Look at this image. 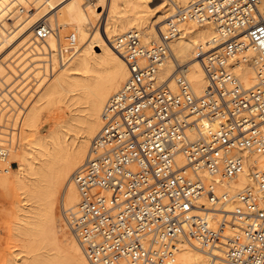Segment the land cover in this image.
<instances>
[{
  "label": "built area",
  "instance_id": "1",
  "mask_svg": "<svg viewBox=\"0 0 264 264\" xmlns=\"http://www.w3.org/2000/svg\"><path fill=\"white\" fill-rule=\"evenodd\" d=\"M260 1L195 0L176 6L156 43L142 45L135 30L119 37L129 77L108 98L101 127L73 173L80 200L64 210L91 264H176L185 241L196 243L208 264H264V167L247 162L264 155ZM184 20L211 23L212 40L220 42L198 51L206 82L200 95L180 66L176 92L156 84V66ZM248 49L258 53L257 74L244 88L234 70L248 61ZM10 128L0 123V131ZM0 146V155L8 152ZM246 168L250 182L241 190L218 191Z\"/></svg>",
  "mask_w": 264,
  "mask_h": 264
},
{
  "label": "bare ground",
  "instance_id": "2",
  "mask_svg": "<svg viewBox=\"0 0 264 264\" xmlns=\"http://www.w3.org/2000/svg\"><path fill=\"white\" fill-rule=\"evenodd\" d=\"M193 1L0 0V123L11 116L9 132L0 131V141L6 142L0 145L9 147L0 155V189L14 198L13 235L26 243L18 252L24 255L11 252L5 264H91L64 210L80 200L73 173L101 127L108 98L129 77L117 42L131 30L144 46L158 42L176 6ZM258 7L264 13V0ZM178 26L167 56L156 66V84L176 92L180 66L192 93L200 95L206 82L197 55L220 42L212 40L211 23L184 20ZM42 28L44 36L38 34ZM245 55L248 61L236 64L234 73L247 88L256 81L258 53L248 49ZM247 162L264 167V155L253 154ZM249 182L246 168L218 191L235 194ZM233 207L234 202L225 204L227 210ZM175 261L208 264L209 257L185 241Z\"/></svg>",
  "mask_w": 264,
  "mask_h": 264
},
{
  "label": "rangeland",
  "instance_id": "3",
  "mask_svg": "<svg viewBox=\"0 0 264 264\" xmlns=\"http://www.w3.org/2000/svg\"><path fill=\"white\" fill-rule=\"evenodd\" d=\"M157 2V0H156ZM11 116L8 117V120ZM8 120L7 125L8 124ZM72 135L74 133H71ZM12 166H16V162H12ZM13 201L14 198L5 194L0 189V264H5V259L11 252L17 254V257H21L24 253H18L22 250L26 244L24 238H16L13 234V225L15 218L13 215ZM60 210V206L57 205L56 211ZM58 214V213H57ZM21 248V249H20Z\"/></svg>",
  "mask_w": 264,
  "mask_h": 264
}]
</instances>
